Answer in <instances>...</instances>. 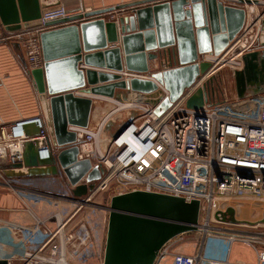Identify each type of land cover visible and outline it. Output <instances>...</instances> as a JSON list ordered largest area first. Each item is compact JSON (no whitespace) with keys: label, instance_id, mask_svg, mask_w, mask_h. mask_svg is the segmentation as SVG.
<instances>
[{"label":"built area","instance_id":"obj_1","mask_svg":"<svg viewBox=\"0 0 264 264\" xmlns=\"http://www.w3.org/2000/svg\"><path fill=\"white\" fill-rule=\"evenodd\" d=\"M70 15V10L57 5L41 12L39 25L13 35L26 37L31 67L36 66L34 59L40 55L36 47L45 23ZM256 21L246 23L220 54H205L209 68L159 114L155 108L168 91L158 82L153 93L130 90L124 97L92 95L112 107L94 127L68 126L78 141L77 158H88L101 168L93 188L79 199L55 197L33 185L32 178H8L1 168V185L22 201L19 210L31 219L26 224L0 220V233L8 235L6 242L11 246L2 257L6 264H103L105 237L93 235L88 225L81 220L74 222V218L83 207L101 208L95 204V197L109 190V199L143 190L199 201L196 230L167 240L152 264H264V205L259 219L243 221L237 218L232 204L239 200L264 204V74L246 68L241 60L246 52L264 49ZM2 30L0 21V41ZM225 64L233 65L234 87L219 93L207 79ZM123 74H128L126 80L151 78L140 73ZM236 78L242 79L243 87ZM203 85L207 97L201 107H187L186 100ZM123 111L127 117L121 124L128 120L129 124L117 136L119 126L106 133V124ZM27 123L37 126L38 135L25 134L23 126ZM46 138L40 116L0 125V165L21 161L26 140H38L40 157L48 156L50 143ZM52 199L69 200L75 207L64 210L62 206L39 216L34 206L41 202L49 205ZM229 207L234 209L235 223L229 220ZM235 248H243L250 263L233 260Z\"/></svg>","mask_w":264,"mask_h":264},{"label":"water","instance_id":"obj_2","mask_svg":"<svg viewBox=\"0 0 264 264\" xmlns=\"http://www.w3.org/2000/svg\"><path fill=\"white\" fill-rule=\"evenodd\" d=\"M234 2L240 7L220 0H132L47 21L38 35L41 64L29 66L28 73L36 89L50 152L40 157L39 141L26 140L21 161L0 165L3 174L33 179L63 174L73 186L71 195L47 193L72 200L86 194L100 178L101 168L88 158H77L78 141L68 126L87 127L90 95L120 97L119 91H124V97L130 90L153 93L158 82L168 91L155 108L156 113H161L209 68V62L201 60V56L220 54L241 30L243 6L263 4L261 0ZM58 3L59 0H0V21L10 31L35 27L40 23V9ZM111 12H117L113 20L100 18ZM91 16L98 18L84 20ZM108 42L121 43L122 47L106 48ZM167 46L172 47L169 57L176 65L150 71L148 61L157 58V48ZM241 60L246 68L264 74V49L246 52ZM81 64L116 72L95 71ZM123 68L147 73L151 78L126 80L118 73ZM236 82L244 86L241 78ZM206 97L203 85L186 100V106L199 108ZM128 124L129 120L120 124L115 136ZM23 128L28 137L39 133L34 123ZM82 178L84 182H80ZM104 209L108 216L103 264H152L167 240L196 230L199 201L133 190L111 196ZM227 213L230 222H237L232 207ZM0 264H6V260L0 258Z\"/></svg>","mask_w":264,"mask_h":264},{"label":"crops","instance_id":"obj_3","mask_svg":"<svg viewBox=\"0 0 264 264\" xmlns=\"http://www.w3.org/2000/svg\"><path fill=\"white\" fill-rule=\"evenodd\" d=\"M38 1L40 2L41 0ZM45 1H50V0H45ZM129 1L132 0H59L58 4L49 5L41 8L40 15L43 10L51 9L57 5H62L66 7L68 10L71 11V15H73L89 10L115 6L116 4H122ZM220 1L224 4L227 1L228 4H233L235 6L240 7V5H237V3L235 2L230 3L228 2V0H220ZM261 1L263 2L261 6L259 5L243 6V8L245 9V18H244L243 26L246 23L250 22L251 18L255 16V10H257L258 7L264 6V0ZM116 14L117 12L105 13V14H101L100 18H103L104 21L113 20ZM95 18L98 17L91 16L85 18L84 20H88V19L93 20ZM26 29L29 30L32 29V27L20 28L18 30H11V31L6 30L3 27L1 33L2 40L0 41V125L9 124L15 120L22 118H30L33 116L41 115L36 89L33 80L28 73L30 64L27 53L28 48L26 46V44L28 43L27 39L26 37L13 36L18 32ZM261 37L263 40L262 32H261ZM113 46L122 47L121 43L108 42L106 48H110ZM36 48L40 50L39 40L37 42ZM171 48H172L171 46L157 48V50L155 51L158 54L157 58L148 61V68L150 71L160 70L162 69L163 66L173 67L176 65L169 57ZM40 59H41V55H39V57L34 59V61L36 62V66L41 64ZM201 60H204V55L201 56ZM81 65L82 67L95 71H101L107 73L116 72L106 68L86 66L84 64ZM118 73L121 74L122 78L125 79L128 76V74L124 76L123 73L133 74L139 72L127 71L123 68V70L118 71ZM140 74H145V73H140ZM119 92L121 96L124 93V91H119ZM90 98L92 100L91 112L87 127L88 126L94 127L99 122V120L104 116L108 108L99 109L96 106V103H98L99 100L92 97V95H90ZM123 120L124 119H119L118 124L115 125L112 124L109 125L110 122H108L105 126V132L108 134L111 133L115 128H117L122 123ZM31 180H35V178L34 179L32 178ZM41 190L44 189L42 188ZM66 201L68 202L69 200ZM22 205H23L22 201L11 190L2 186L0 183V220L18 221V222H23L25 224L30 223L31 219L29 215L26 212L19 210V208ZM48 207L49 205H44V204H37L34 206L36 213L42 217L49 215L47 212L46 213L41 212V210L42 211L47 210ZM50 225H53V222H51ZM7 239H8V235L4 233H0V258L4 257L5 253L7 251H10L11 249L10 244L6 242Z\"/></svg>","mask_w":264,"mask_h":264},{"label":"rangeland","instance_id":"obj_4","mask_svg":"<svg viewBox=\"0 0 264 264\" xmlns=\"http://www.w3.org/2000/svg\"><path fill=\"white\" fill-rule=\"evenodd\" d=\"M254 19H257L256 28L258 30L259 41L264 43V28H263L264 6L258 7L257 10H255V16L251 18L249 23H251L252 20ZM261 32H262L263 40L261 37ZM230 54L231 53H229L227 57H230ZM231 66L233 65L225 64L207 79V81L215 89L216 92L221 93L222 90H227V91L229 90L230 92L233 90L234 87L233 75H232L233 69ZM96 106L99 109H104V108L110 109V107H112L110 104L101 101H98V103H96ZM126 117H127V113L125 111L121 112L120 114L119 113L115 114L114 117H112V119L109 121L110 122L109 125L118 124L119 119L125 120ZM31 183L39 189L43 188L44 190H49L57 193L70 194V190H71V187L69 186L67 179L63 174L53 177L35 178V180H32ZM111 194H112V190L98 193L94 201L96 204H99L101 208L97 207L94 210H91L89 207L87 208L83 207L77 213L76 217L74 218V222L81 220V222L89 226L90 231L92 232L93 235L101 234L105 237L108 212L106 209H104V206L108 205L109 203L108 196H110ZM42 203L43 202H41V204ZM232 204L235 206V213L237 218L243 221H254L259 219V217L262 215V207L264 205L262 202L254 201V200H239V201H234ZM62 206H63L62 209L64 210H72L75 207V204L71 201L67 202L66 200L63 201L60 199L59 200L52 199L51 202H49L48 209L45 211L41 210V212H45V213L47 212L48 214H51L53 211L60 209V207ZM186 237L189 238V236ZM232 258L233 260H239L245 263H250L251 261L249 256L247 255V252L243 248H235ZM92 262L96 263L95 260H92Z\"/></svg>","mask_w":264,"mask_h":264},{"label":"bare ground","instance_id":"obj_5","mask_svg":"<svg viewBox=\"0 0 264 264\" xmlns=\"http://www.w3.org/2000/svg\"><path fill=\"white\" fill-rule=\"evenodd\" d=\"M208 60H210V58Z\"/></svg>","mask_w":264,"mask_h":264}]
</instances>
